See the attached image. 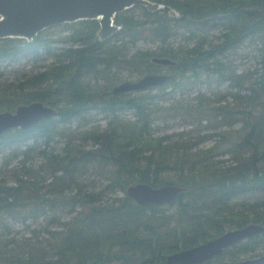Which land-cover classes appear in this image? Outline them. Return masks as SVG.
<instances>
[{"label":"trees","instance_id":"16d2710c","mask_svg":"<svg viewBox=\"0 0 264 264\" xmlns=\"http://www.w3.org/2000/svg\"><path fill=\"white\" fill-rule=\"evenodd\" d=\"M151 1L164 8L135 5L117 13L119 29L105 39L96 19L53 25L32 40L0 39V64L51 58L14 82H4L0 70V111L33 101L59 110L29 129L0 133L5 169L0 170V264H167L169 254L228 230L264 225V0ZM216 28L222 32L212 42L208 35ZM177 36L186 45L171 47ZM145 38L161 46L130 54L131 46ZM247 40L257 44L259 68L237 74L224 59ZM154 57L176 62L166 66L171 79L144 90L113 91L124 70L156 73L161 64ZM211 78L237 88L229 93L235 107L206 102L201 95L191 104L160 103L167 100L168 88L191 92ZM180 108L197 132L191 129L176 139L157 135V121ZM93 111L105 116L104 127L92 124ZM217 119L225 126L241 123L236 139L228 140L231 131H222L212 147L198 148L214 135L202 133L201 122L212 129ZM57 140L63 142L60 151L52 148ZM219 145L230 160L218 158ZM19 156L21 164L8 168ZM33 157H41L40 164L29 165ZM91 175L107 183L97 189L85 180ZM139 182L184 190L170 202L140 205L126 193ZM115 189L124 194L106 198ZM57 212L74 213L63 229L26 240L10 236L7 219L25 222L36 213H52V223ZM262 254L264 232L232 244L205 264Z\"/></svg>","mask_w":264,"mask_h":264},{"label":"water","instance_id":"95a60500","mask_svg":"<svg viewBox=\"0 0 264 264\" xmlns=\"http://www.w3.org/2000/svg\"><path fill=\"white\" fill-rule=\"evenodd\" d=\"M135 5H143L151 11L164 7L151 0H0V39L12 37L32 40L50 26L84 19L99 20V34L105 39L119 29L114 23L116 14ZM153 61L164 66L176 63L168 57H154ZM172 77L169 72L147 73L138 79L123 81L113 91L144 90L163 85ZM58 111L41 101L20 104L13 111H0V133L11 128L29 129L42 119L56 115ZM183 190L178 185L154 187L139 182L129 185L126 193L143 205L170 202ZM263 232L264 225L258 223L231 229L204 243L169 254L166 263L205 264V261L219 256L232 244ZM227 264H264V254Z\"/></svg>","mask_w":264,"mask_h":264},{"label":"rangeland","instance_id":"374dc122","mask_svg":"<svg viewBox=\"0 0 264 264\" xmlns=\"http://www.w3.org/2000/svg\"><path fill=\"white\" fill-rule=\"evenodd\" d=\"M164 8V7H163ZM171 13H173L171 11ZM222 32L221 28H216L210 32L208 35V39L212 42H215L218 40L220 37V34ZM186 45V40L180 36L174 37L170 40V46L173 48H176L180 45ZM161 46L160 42L156 41H150L145 39H141L137 41L133 46H131L129 53L133 54L137 51H154L158 50L159 47ZM257 44L252 42V41H245L243 46L240 48H237L236 50H232L228 53L227 60L224 59V63H226L232 70L235 71L237 74H246L249 73L255 69L259 68V64L257 61ZM51 62L50 57H41V61H38L34 63L33 61H29L27 59H22L18 61L17 63L14 64H6L2 63L0 64V70L3 72V77L2 80L4 82H14L21 73H32L33 69L34 71L39 67V65L47 64ZM162 72H169L167 67L164 65H160L156 73H162ZM121 78L123 81L125 80H135L138 79L142 75H137L136 73H131L128 70H124L121 72ZM167 91H169V94L167 95V100L161 101L160 103L168 106L171 102L173 101H183L185 103H195L197 96H200L209 103H214L217 105L221 106H226V107H235L236 100L234 97L229 94L230 92H235L237 91V88H234L232 83L230 81H217L216 79L211 78L210 83L208 82H200L197 84V86L192 90L191 92L187 91H174L171 88H168ZM157 92V90H152V93ZM248 91H245L242 89L240 93H246ZM175 111V110H171ZM178 113H172V115L165 116L162 120L157 121L155 125V132L157 135H164V134H169L172 136L173 139H176L179 137V135L182 132H186L189 130H194V134L197 132L195 130L196 123L192 122L190 118L186 117L184 114V109L180 108L177 110ZM128 113V112H126ZM176 114V115H174ZM91 121L92 124H100L101 127H104L106 125V119L105 116L97 111H93L92 116H91ZM210 127H216L212 129H206L207 127V122L202 121L200 124V131L202 133H210L214 134L212 137L204 140L198 148H203L207 149L212 147L217 140L220 139V136L218 133L222 131H228L230 130L231 132L228 133L226 138L228 140L234 141L236 139V133L235 131L240 127L241 123H235L233 126H225L222 125V123L217 119L216 121H213ZM232 133V136L230 134ZM87 144L90 145L88 142ZM63 147V142L56 141L52 143V148L56 149L57 151H60ZM224 147L219 145L216 147L218 153V158H225L226 160H230L231 157L229 154L224 155L223 150ZM220 153H223V155H219ZM8 161V160H7ZM22 161V156H19L17 158H13L11 161V164L7 166L8 168H12L14 166H18L21 164ZM42 161L41 157H33L32 160L29 161V165L36 166L40 164ZM0 170L4 171V156H0ZM86 181L92 182L94 181L95 184L97 185V189H101L102 185L105 182L103 181V184L101 182V178L98 176H89L85 178ZM14 181L12 179H9V183L13 184ZM112 191H115L112 193ZM108 193V195H105L106 198H109L110 196H115V195H122L124 194L123 191L121 190H112ZM112 194V195H111ZM243 198H238L237 201L242 200ZM52 213H47V214H39L36 213L35 216L29 217L25 222L22 221L21 218L19 219H7L6 222L9 224V227L11 229L10 236H15L16 238L20 240H26L27 238H35L39 237L40 235L44 234L47 235L48 233L45 230H51V231H58L63 229L64 227V222L70 220V218L74 215V213L68 214L65 212H57L56 213V221L50 223V216ZM263 248H259L256 252L262 251ZM248 256L242 255L241 258H247ZM226 262H229L228 260V255L225 257Z\"/></svg>","mask_w":264,"mask_h":264}]
</instances>
